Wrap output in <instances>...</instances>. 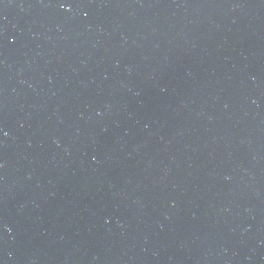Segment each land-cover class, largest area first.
Instances as JSON below:
<instances>
[{
	"label": "water",
	"instance_id": "obj_1",
	"mask_svg": "<svg viewBox=\"0 0 264 264\" xmlns=\"http://www.w3.org/2000/svg\"><path fill=\"white\" fill-rule=\"evenodd\" d=\"M0 264H264V0H0Z\"/></svg>",
	"mask_w": 264,
	"mask_h": 264
}]
</instances>
